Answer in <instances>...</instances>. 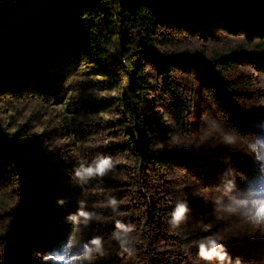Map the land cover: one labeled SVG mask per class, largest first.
Segmentation results:
<instances>
[{
  "label": "rangeland",
  "instance_id": "1",
  "mask_svg": "<svg viewBox=\"0 0 264 264\" xmlns=\"http://www.w3.org/2000/svg\"><path fill=\"white\" fill-rule=\"evenodd\" d=\"M257 9L264 11V0H225L222 12L235 31L208 27L211 35L206 40L198 35L197 21L181 28H154L152 37L158 42L149 52L159 59L204 51L209 58L219 55L234 61L228 70L214 65L232 87L230 101L202 86L196 99L194 71L171 68L169 79L182 99L193 109L198 106L196 134L191 132L192 114H185L180 124L173 118L172 95L161 70L166 64L148 61L145 54L135 60L150 85L145 93L135 81L128 87L109 57L92 55L65 60L46 75L41 90L25 84L0 91V264H13L10 256L15 251V264H79L65 248L76 227L70 216L80 210L101 217L82 226L80 233L81 244L99 237L108 250L95 264H195L204 261L199 243L219 236L228 238L233 264L236 259L264 264V235L251 233L238 216L217 214L211 198L199 194L205 187L216 188L217 195L227 199L242 195L257 181L264 185V163L250 155L240 139L264 142V36L249 42L243 29ZM37 25L28 35L44 23ZM104 67L110 69L106 75L100 71ZM126 92L129 98L141 99L143 114L154 122L153 131L146 134L153 141L149 148L155 156L167 157L169 169H148L128 154V140L138 141L145 132L125 119ZM229 136L237 142L228 143ZM105 157H111L114 166L103 177L77 181L80 165ZM232 182L235 188L229 192ZM183 201L190 208L188 219L173 229L170 213ZM153 205L161 210L159 220ZM117 220L135 226L131 254L121 253L112 240ZM21 227L25 232L16 248L11 238Z\"/></svg>",
  "mask_w": 264,
  "mask_h": 264
},
{
  "label": "trees",
  "instance_id": "2",
  "mask_svg": "<svg viewBox=\"0 0 264 264\" xmlns=\"http://www.w3.org/2000/svg\"><path fill=\"white\" fill-rule=\"evenodd\" d=\"M225 0H118L103 7H82L89 4L90 0H68L60 9H76L64 11L48 22L47 18L59 9L53 10L45 17L44 25L38 31L28 35L38 25L32 24L24 30L6 37L0 42V52L11 45L6 52L0 53V91L17 90L25 84H33L38 90L43 88L45 77L51 71L59 69L65 60L75 61L79 56L109 57L111 66L119 73H123L128 81V87H136L142 93L149 89V83L143 77L142 69L135 63L136 58L145 54L148 61L155 64L162 63L161 70L164 73L165 85L172 95V115L180 124L185 114H192L191 126L193 134L197 133L199 109L185 103L181 92L169 79L171 68L194 71L197 82L195 97H199V89L202 86L207 92L213 91L222 96L225 101L232 98V87L228 79L221 71L214 68L215 64L224 66L228 70L234 64L233 60L215 56L209 58L204 51L196 53L186 52L183 55H172L166 59H159L149 51L158 40L152 37L154 28L158 25H177L178 28L185 23L197 21L198 35L204 40L211 35L208 27H221L229 29L230 21L225 19L222 12ZM263 4V3H262ZM212 7V8H210ZM221 16V17H220ZM46 21V22H45ZM246 39L250 42L256 38L263 40L264 36V11L257 9L253 19L244 27ZM106 75L110 69H100ZM124 115L127 123L136 126L137 131H144L145 136L138 141L128 140V154L140 159L142 166L170 168L167 157L155 156L149 147L153 141L146 137L151 133L154 125L144 112L141 99L136 95L128 97L126 92ZM253 110H248L253 114ZM189 127V126H188ZM188 129V128H187ZM151 139L154 138L150 135ZM19 168L18 165L15 166ZM154 213L159 220L162 217L161 210L155 208ZM25 228L14 231L11 240L13 246L21 243ZM19 259L17 251L12 253L10 261L15 264ZM195 264H210L208 261H198ZM189 264H193L189 262ZM212 264V262H211Z\"/></svg>",
  "mask_w": 264,
  "mask_h": 264
},
{
  "label": "clouds",
  "instance_id": "3",
  "mask_svg": "<svg viewBox=\"0 0 264 264\" xmlns=\"http://www.w3.org/2000/svg\"><path fill=\"white\" fill-rule=\"evenodd\" d=\"M227 139L230 144L237 142V137ZM247 147L250 155H255L256 159L264 163V147L259 140L240 137ZM113 159L105 157L99 159L91 165H80L75 170V178L80 184L87 183L95 176L103 177L113 167ZM235 188V183L229 185V192ZM205 199L211 198L214 204V210L217 214H229L238 216L243 223L250 226L251 233L259 232L264 235V185L259 181L255 184H250L245 188L242 195H230L227 199L217 195L216 188L205 187L199 193ZM110 204L115 209L117 201L113 198ZM83 206V205H82ZM190 213L189 205L186 201L177 202L170 213L168 224L171 228H179L183 222H186ZM70 219L75 222L76 227L73 231V238L66 245L65 251L72 252L73 261H78L79 264H95V262L108 254V250L101 243V238H92L87 243L81 244L80 233L83 227H87L93 219L100 220L101 217L88 211L80 210L78 213L70 216ZM116 231L112 234V240L117 242L121 253L128 252L131 254V245L136 243V238L132 234L136 231L135 226L125 224L124 222L116 221ZM225 236H219L216 239L204 238L203 242L199 243V258L204 261H217L218 264H233L231 257L226 249ZM235 264H242L240 259L235 260Z\"/></svg>",
  "mask_w": 264,
  "mask_h": 264
},
{
  "label": "water",
  "instance_id": "4",
  "mask_svg": "<svg viewBox=\"0 0 264 264\" xmlns=\"http://www.w3.org/2000/svg\"><path fill=\"white\" fill-rule=\"evenodd\" d=\"M57 0H7L0 4V42L44 20Z\"/></svg>",
  "mask_w": 264,
  "mask_h": 264
},
{
  "label": "bare ground",
  "instance_id": "5",
  "mask_svg": "<svg viewBox=\"0 0 264 264\" xmlns=\"http://www.w3.org/2000/svg\"><path fill=\"white\" fill-rule=\"evenodd\" d=\"M121 1V0H120ZM68 2V0H62L61 2H56V4H55V6L53 7V10H55V9H59V10H57L56 12H54V13H52L51 15H50V17L51 16H57V15H59L60 13H62V12H64V11H67V10H70V9H76V8H78L79 6H74V7H71V8H69V9H64V10H60L66 3ZM105 5H107V3L106 2H103V1H91L89 4H85V5H80V8H82V7H103V6H105ZM52 10V11H53ZM49 16V15H48ZM50 17L49 18H47V20L48 19H50ZM44 23V22H43Z\"/></svg>",
  "mask_w": 264,
  "mask_h": 264
},
{
  "label": "built area",
  "instance_id": "6",
  "mask_svg": "<svg viewBox=\"0 0 264 264\" xmlns=\"http://www.w3.org/2000/svg\"><path fill=\"white\" fill-rule=\"evenodd\" d=\"M58 2H61L62 0H57ZM90 1H103L106 2L107 4L112 3L114 1H118V0H90Z\"/></svg>",
  "mask_w": 264,
  "mask_h": 264
},
{
  "label": "snow or ice",
  "instance_id": "7",
  "mask_svg": "<svg viewBox=\"0 0 264 264\" xmlns=\"http://www.w3.org/2000/svg\"><path fill=\"white\" fill-rule=\"evenodd\" d=\"M227 139H231V137H227ZM46 259H49V257H46Z\"/></svg>",
  "mask_w": 264,
  "mask_h": 264
}]
</instances>
